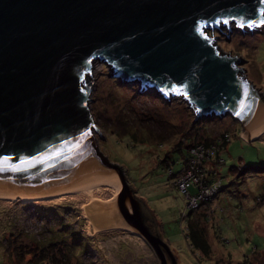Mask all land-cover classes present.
I'll return each mask as SVG.
<instances>
[{
    "label": "water",
    "instance_id": "95a60500",
    "mask_svg": "<svg viewBox=\"0 0 264 264\" xmlns=\"http://www.w3.org/2000/svg\"><path fill=\"white\" fill-rule=\"evenodd\" d=\"M261 8L264 0H0V157H8L0 161V187L42 193L115 171L122 181L117 215L145 237L160 264H176L123 167L98 148L94 132L103 135L88 106L92 64L99 60L112 76L162 98L180 96L194 120L229 115L252 136L264 129V93L213 33L229 38L233 28H259L240 24L264 19ZM23 157L36 159L21 166Z\"/></svg>",
    "mask_w": 264,
    "mask_h": 264
},
{
    "label": "rangeland",
    "instance_id": "374dc122",
    "mask_svg": "<svg viewBox=\"0 0 264 264\" xmlns=\"http://www.w3.org/2000/svg\"><path fill=\"white\" fill-rule=\"evenodd\" d=\"M213 35L222 51L241 56L246 78L264 93V25L233 28L229 38L217 31ZM91 74L88 106L103 135L94 130L98 148L123 167L126 183L152 212L176 264H264V130L249 139L229 115L210 116L199 126L195 121L200 118L194 120L180 96L165 99L137 81L123 82L99 60ZM223 131L231 136L221 152L225 163L215 153L205 160L212 165L206 167L208 186L217 181L222 186L208 205L190 214V200L179 192L174 172L181 170L187 148H193L187 144L205 137L213 141ZM169 154L173 169L163 161ZM112 190L104 185L94 194L108 199ZM85 196L70 192L30 201L0 199V264H160L152 245L133 227L91 234L83 216ZM189 223L204 230L209 256L191 246Z\"/></svg>",
    "mask_w": 264,
    "mask_h": 264
},
{
    "label": "bare ground",
    "instance_id": "6f19581e",
    "mask_svg": "<svg viewBox=\"0 0 264 264\" xmlns=\"http://www.w3.org/2000/svg\"><path fill=\"white\" fill-rule=\"evenodd\" d=\"M263 130L255 135L246 137L249 139L256 138L262 134ZM104 185L113 188V193L108 199L97 197L94 194L95 190H98L99 187ZM121 186L119 177L115 171H96L79 177L64 188L42 193H27L18 190L14 191V189L11 188L0 187V199L30 201L51 197L57 194L61 195L70 192L82 193L88 197V201L83 205V216L87 219L89 231H91L90 233L92 234L102 230L106 231L114 227H124L125 229L132 227L123 223L121 218L117 215L116 196Z\"/></svg>",
    "mask_w": 264,
    "mask_h": 264
},
{
    "label": "built area",
    "instance_id": "2783aa9c",
    "mask_svg": "<svg viewBox=\"0 0 264 264\" xmlns=\"http://www.w3.org/2000/svg\"><path fill=\"white\" fill-rule=\"evenodd\" d=\"M191 152L194 156L187 161L185 166L176 175L175 182L179 188V192L184 194L186 199L190 200L187 207L197 208L200 201L213 196L215 191H217V186H220L221 182H211L213 186H208V183L206 182L209 176L206 170L207 164L205 163V160L210 159L208 157L211 154H214L213 150L209 149L207 151L204 145H197L191 149ZM189 185L197 186L199 188L198 193L190 195L188 192Z\"/></svg>",
    "mask_w": 264,
    "mask_h": 264
},
{
    "label": "trees",
    "instance_id": "16d2710c",
    "mask_svg": "<svg viewBox=\"0 0 264 264\" xmlns=\"http://www.w3.org/2000/svg\"><path fill=\"white\" fill-rule=\"evenodd\" d=\"M210 119H212V118L202 117L199 120L195 121V123H200L199 124V126H200V125H203V122H206V121H208ZM230 139H231L230 133L227 132V131H223L217 137H215L213 139V141L211 140L212 142L211 141L209 142L208 139H206V137H205L204 139H201L198 142L192 141L191 143L187 144V146L191 145V147H195L197 145H204L206 147V150L207 151L209 149L213 150V152L217 156H219V159L221 160V164H224L225 163V160L221 157V152H222V149L225 148V146L228 144V142L230 141ZM189 148L190 147L187 148V151H188L187 157H183V166H182V168L185 166V164L187 163V161L192 156H194V154L191 152V149H189ZM173 151H175V150H173ZM182 151H183V149H180L179 150V152H182ZM170 158H171L170 157V154L169 155H166L163 158V161H165V163H167V165H169V167H170V164H169ZM170 168H172V167H170ZM207 168L212 169V165L207 166ZM179 171H181V170H179ZM179 171L174 172L175 173L174 181H175L176 175L179 173ZM168 175H171L172 176L173 173H171V174L168 173ZM220 185L222 186V183ZM198 191H199V188L197 186H194V185H189L188 186V192H189L190 195L197 194ZM210 202H211V198L208 197L207 199H204V200L200 201L199 206H200V204H203V203L208 205ZM188 209H189V213L195 211V208H193V209L192 208H188ZM189 213H187L186 215L188 216ZM188 225H189L188 226V237L190 239L191 246L194 249L199 250L200 253L203 256H209L210 253H211V245H210V243H209V241L207 239V236H206L204 230L203 229H200V228H197V224L189 223ZM230 261L231 260H229V262ZM213 264H218V263H213ZM234 264H241V262H237V263H234Z\"/></svg>",
    "mask_w": 264,
    "mask_h": 264
},
{
    "label": "snow or ice",
    "instance_id": "6c2138e0",
    "mask_svg": "<svg viewBox=\"0 0 264 264\" xmlns=\"http://www.w3.org/2000/svg\"><path fill=\"white\" fill-rule=\"evenodd\" d=\"M259 11L261 13H264V8L259 9ZM241 19L243 20V18H241ZM224 22L227 23V20H225ZM245 23L248 26H250V27L254 26V25H257V24L264 25V19H247V20H243V23H241L240 26L243 27ZM247 85H248V82L244 81V90H243L244 91V97H247V95L249 94V89H248ZM183 87H184L183 85H179V86L174 85L173 86V90L174 91H182ZM185 95H187V93H185ZM246 106H247L246 99L242 98L240 100V103H239L240 111H242ZM239 114H240V112L238 111L237 115H239ZM80 135L84 136V135H86V132H81ZM35 159H36V157H23L20 160V165L21 166H26L25 165V161H27V160L35 161ZM7 160H8V157H6V156L5 157H0V161H7ZM12 167L14 168V170H16L14 165Z\"/></svg>",
    "mask_w": 264,
    "mask_h": 264
},
{
    "label": "flooded vegetation",
    "instance_id": "af4514ba",
    "mask_svg": "<svg viewBox=\"0 0 264 264\" xmlns=\"http://www.w3.org/2000/svg\"><path fill=\"white\" fill-rule=\"evenodd\" d=\"M144 214V213H143ZM144 216H145V214H144ZM144 222L146 223V221L144 220ZM148 226V225H147ZM148 228H149V226H148ZM150 229V228H149ZM151 231V230H150ZM152 232V231H151Z\"/></svg>",
    "mask_w": 264,
    "mask_h": 264
}]
</instances>
